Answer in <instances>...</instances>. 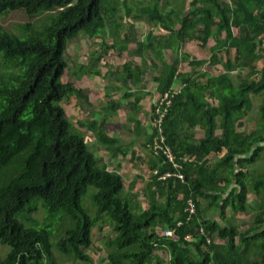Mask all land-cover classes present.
<instances>
[{"label": "trees", "instance_id": "16d2710c", "mask_svg": "<svg viewBox=\"0 0 264 264\" xmlns=\"http://www.w3.org/2000/svg\"><path fill=\"white\" fill-rule=\"evenodd\" d=\"M179 1L184 7L186 0ZM152 2L138 5L137 32L122 38L126 25L116 0H0V18L22 13L30 19L17 26V33L0 27V246L10 249L0 264H60L55 251L93 264L87 251L93 249L94 230L103 223L116 234L106 246L107 264H154L157 259L162 264L159 251L166 250L170 264H264V171L251 173L252 166L264 162V133L261 128L239 130L257 98H262L258 113L264 127V75L259 67L260 62L264 67V0H191L184 14L170 8V0ZM45 14H51L48 24L36 30L33 22ZM141 24L164 34L157 36L152 28L145 35ZM111 27L113 44L107 49L134 55V62L124 64L121 80L123 98H134L137 113L148 93L142 88L146 74L157 63L162 66L153 81L160 96L170 95L171 104L163 107L167 112L161 127L154 126L146 145L151 151L156 142L169 148L177 165L159 150L147 189L134 193L135 180L127 197L123 178L90 149L85 133L61 105L73 96L89 100L82 89L62 80L68 44L81 36L105 43ZM211 39L210 58L190 60L185 45L199 42L205 48ZM132 43L136 48L131 52ZM96 63L83 66V73H97ZM184 64L194 69L221 65L224 72L183 71ZM246 69L245 78L237 74ZM199 76H207L206 81ZM113 106L107 114L121 104ZM158 107L153 106V121ZM136 125L139 130L141 121ZM105 129L103 122L97 140L112 159L136 157ZM168 172L180 173L183 181L160 179ZM91 190L93 217L82 205ZM250 194L261 201L252 226L242 231L224 218L246 213ZM143 198L149 201L145 209ZM187 201L195 209L190 219ZM38 204L47 215L44 227L34 219ZM212 214L220 217L212 220ZM28 221L34 227L27 228ZM167 230H173V238L164 235ZM251 249L257 250L258 259H247Z\"/></svg>", "mask_w": 264, "mask_h": 264}, {"label": "rangeland", "instance_id": "374dc122", "mask_svg": "<svg viewBox=\"0 0 264 264\" xmlns=\"http://www.w3.org/2000/svg\"><path fill=\"white\" fill-rule=\"evenodd\" d=\"M167 0H162L164 4ZM191 0H186L183 4L179 0H170L171 7L173 9L179 10L181 12L187 13L189 10V2ZM119 17L124 18L123 24L126 25L121 37L134 30L137 32V20H135V14L137 7L140 3L152 4V0H116ZM133 10L130 17H127V11ZM51 14H45L36 21L33 22L36 30H42L49 22ZM30 23V19L27 15L22 13H16L9 15L5 18H0V27L17 33V26ZM141 27V30L145 32V35L153 27L149 25ZM106 42L104 39H89L88 37L81 36L79 39L74 40L68 44L67 50L65 51V58L68 62V68L62 78L63 82L71 84L75 89H82V92L89 98L88 102L77 99L76 97L70 98L69 101L62 102V106L65 109L70 121L86 135L87 144L90 149L93 150L98 158H101L104 163L108 166V170L114 174L120 175L125 183V194L124 197L133 193L130 192V186L132 182L137 181L134 193L139 192L143 194L144 190L147 189V185L150 182L151 171L150 165L153 162L159 160L157 154V148L150 151V148L146 145V137L150 135L154 128L153 121V106L157 104L161 98L160 94L157 92V82L153 79L159 75L158 72L161 70L162 66L157 63L156 69H152L150 73L146 74L145 82L142 88L147 95L141 102L142 110L137 113V107L133 105L134 98H130L128 101L124 100L123 95L126 92V88L122 84V78L124 76L123 67L127 62L133 61V54L124 53L119 55L117 51L113 49H107L113 44L112 38V27L107 29ZM154 34L157 36H162L164 32L160 28H153ZM236 35L239 34L238 29H234ZM214 45V41L211 39L209 44L202 48L199 42L188 43L185 45V50L190 54V60H202L209 59L211 56L210 48ZM136 45L132 43L129 46L130 51L135 50ZM103 54V58L100 62L96 63L98 56ZM151 59L153 55L150 56ZM171 54L168 53L166 58L169 59ZM233 57V53H232ZM91 61H95L97 73H91L92 69H89V74L83 73V66H91ZM134 62V61H133ZM137 61L135 62V64ZM264 75V67L262 62L259 65ZM181 69L189 72H202L208 75H219L224 72L221 65L211 66L209 64L202 68L194 69L188 68L186 64L182 65ZM242 78H245L248 74V70H238L237 71ZM149 77V78H148ZM199 79L206 81V77L199 76ZM174 86H178L175 83ZM136 90V89H134ZM262 98H257L254 104V110L246 123L239 130H245V132H252L258 128L262 129L264 133V127L262 126V121L259 119V104ZM121 104V107L117 110H113L110 113H106L108 107L117 106ZM137 119L141 121L142 126L137 129ZM105 122V131L113 139L115 143L122 141V143L129 146L130 151L136 153V157L132 158L131 155L128 157H120L117 159H112L104 147L98 144V134L97 130H100L101 124ZM82 124H85L83 127ZM198 134L202 135L203 132L198 131ZM148 149H147V148ZM151 153V154H150ZM145 162L143 167H139L141 163ZM102 165V164H100ZM264 171V162H258L256 165L252 166L251 173L255 175L260 171ZM205 173L208 174L207 171ZM95 191L91 190L88 195L83 199L82 205L89 212L90 216H95V208L92 206L91 196ZM260 199L255 196V194H250L248 196V206L247 212L238 214L237 216H232L227 214L224 220H232L233 226H237L242 231L248 230L256 217V210L259 209ZM143 198L142 205L145 209L149 203ZM261 206V205H260ZM38 210L34 219H36V226L44 227L47 223V215L42 210L41 205L38 204ZM234 217L233 218H231ZM229 220V221H230ZM34 223L28 221L26 222L27 228L34 227ZM39 228V227H38ZM53 228V227H52ZM58 226H54L56 230ZM51 230V229H50ZM160 230V229H159ZM116 234L113 232L112 227L108 223H103L97 226L93 232V249L87 252L92 256L93 264H107V254L108 250L106 248L109 240H113ZM57 236L52 238V244L55 245ZM217 243H223L218 238L215 239ZM10 251L8 247L0 246V258L6 256ZM60 264H85L83 261H72L68 257L64 256L60 251H55ZM159 255L162 264L169 263V253L168 251H159ZM247 259H258L257 250L251 249L250 254L247 255ZM158 259L155 260L154 264H157Z\"/></svg>", "mask_w": 264, "mask_h": 264}, {"label": "built area", "instance_id": "2783aa9c", "mask_svg": "<svg viewBox=\"0 0 264 264\" xmlns=\"http://www.w3.org/2000/svg\"><path fill=\"white\" fill-rule=\"evenodd\" d=\"M170 95L167 93L165 94L163 97L161 96L160 100H159V107L158 109L156 110V118L154 119V126L157 125L159 127H161V124L163 122V119L165 117V114L167 112V109H164L163 110V107L165 105L167 106H170L171 102H170V99H169ZM161 142H164V137H162L161 139ZM157 148V154H160L159 153V150H163L164 151V154L166 155L167 159L169 160V162H171V164L174 166V167H177V165L174 163V159H173V156L171 154V151L169 150V148H163L159 143H155V147L154 149ZM154 175H158V170H155L153 172ZM170 177H176V178H179L180 180L183 181V176L180 174V173H171V172H168V173H165L162 177H160V179L162 180H165L167 178H170ZM185 213L188 215V219L191 218V216H193L195 214V209H194V206L192 204L191 201H187L186 203V208H185ZM180 224L178 223L177 226H179ZM201 232L203 233V230H201ZM164 235L166 237H170V238H173L174 237V232L173 230H167L164 232ZM188 241H190V238L188 237L187 238Z\"/></svg>", "mask_w": 264, "mask_h": 264}, {"label": "crops", "instance_id": "0c3cea01", "mask_svg": "<svg viewBox=\"0 0 264 264\" xmlns=\"http://www.w3.org/2000/svg\"><path fill=\"white\" fill-rule=\"evenodd\" d=\"M147 148V147H146ZM150 148V147H149ZM148 149V148H147ZM150 151H151V149H150ZM151 154V153H150ZM145 164V162H143V163H141L140 165H139V167H143L142 165H144ZM216 217H220V214H217V215H215V214H212V216H211V218H212V220H213V218H216ZM224 243V242H223Z\"/></svg>", "mask_w": 264, "mask_h": 264}]
</instances>
